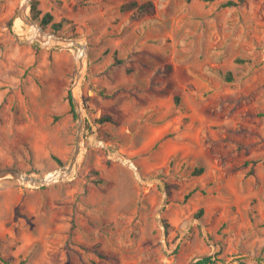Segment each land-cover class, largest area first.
<instances>
[{"label":"rangeland","instance_id":"rangeland-1","mask_svg":"<svg viewBox=\"0 0 264 264\" xmlns=\"http://www.w3.org/2000/svg\"><path fill=\"white\" fill-rule=\"evenodd\" d=\"M37 1L48 33L88 42L83 150L61 181L0 179V255L264 264V0H136L155 4L138 19L130 0ZM22 2L0 0V170L41 177L73 157L76 60L18 33Z\"/></svg>","mask_w":264,"mask_h":264},{"label":"water","instance_id":"water-1","mask_svg":"<svg viewBox=\"0 0 264 264\" xmlns=\"http://www.w3.org/2000/svg\"><path fill=\"white\" fill-rule=\"evenodd\" d=\"M29 7H31V0H27V2H22L18 16L20 18H22V20L24 21V23L27 26L28 25L29 26L39 25V27L41 28V31L43 33H47L48 31L43 26H41L34 18H32V16H30L27 13V10ZM49 33L53 35V39H54L53 43L44 44L42 39H40L38 41H33V42H39L40 45L46 46V47L68 48V49L73 50L75 53V49H74L75 46L72 45V47L71 46L66 47V45H70L68 43L72 40L80 39V40H83L85 42L84 43L85 47L88 48V42L86 39L67 38V37L57 35L55 32H49ZM75 60H76V74H75V78L73 80L72 87H71V100H72V103H73V106L75 109V113H76L77 118H78V135L76 138L75 150H74L73 157H72L70 163L67 166L60 167V168L64 169L69 174V176L67 178L72 176L73 173H75V171H76L77 161H78V158L81 154V151L83 150V145H82L83 139H84L83 138V131H84L85 125H86V117H85V113H84L82 96H81V87H82V82H83V78H84V74H85V70H86L87 54H86L85 58L83 56H80L79 58H77L76 53H75ZM117 157L121 158L123 156L121 154H117ZM30 175H31V173L24 172V171L17 169V168H5V169L0 170V179L11 177V178H15V179L19 180L20 182H22L23 177H28ZM44 178H45V175H43L41 177L35 175V178H34L35 184L34 185H44L45 184L43 182Z\"/></svg>","mask_w":264,"mask_h":264},{"label":"bare ground","instance_id":"bare-ground-1","mask_svg":"<svg viewBox=\"0 0 264 264\" xmlns=\"http://www.w3.org/2000/svg\"><path fill=\"white\" fill-rule=\"evenodd\" d=\"M23 2H27V0H23ZM27 13H28V10H27ZM15 21H16L15 26L18 29V33L21 36L26 37L29 41L33 42V41H38V40L42 39L44 44H50V43L54 42L53 35L48 33V32L43 33L41 31V28L39 27V25H31V26L28 25L27 26L24 23V21L22 20V18H20V17H18ZM25 28H26V30H25ZM84 43L85 42L83 40H80V39L72 40L68 43L70 45H66V47H69V46L72 47V45L75 46L74 49H75L76 57L79 58L80 56H83L85 58L88 48L85 47ZM120 159L122 160V162L124 164H126L127 166L132 168L135 171V173H137L139 176L138 169L135 168L137 166L131 159L126 158V157H121ZM68 176H69V174L64 169L58 168V169H55L53 171L46 173L45 178L43 179V182L45 184H50L52 182L61 181L65 178H67ZM34 178H35V176L31 174L28 177H23L22 182L24 184L29 183V185H32V184H35Z\"/></svg>","mask_w":264,"mask_h":264},{"label":"trees","instance_id":"trees-1","mask_svg":"<svg viewBox=\"0 0 264 264\" xmlns=\"http://www.w3.org/2000/svg\"><path fill=\"white\" fill-rule=\"evenodd\" d=\"M206 1H213V0H206ZM234 4H235V2L232 0L225 3V5H234ZM122 9L123 10H132L133 11L132 18L138 19L144 15L153 13L155 11V4L152 1L138 3L136 0H130V1H128L122 5ZM30 11H31V15L33 16L34 19L39 18L40 10L38 9V1L37 0H32ZM50 18H51L50 14H46L44 16V18L40 21V25H42L45 28L46 25L48 24ZM227 78L229 80L232 79L230 72L227 73ZM176 101L178 103V101H179L178 96L176 97ZM108 119H110V118L107 116H103L100 118V121H105ZM255 162H257V161H255ZM202 172H203V168L199 167V168H195L193 173L194 174H201ZM202 213H203V209H200L199 215L201 216ZM165 225L168 226V223L166 221H165ZM0 261H4V262H7L10 264V261L5 260L1 255H0ZM193 264H219V263H218V259L216 258V256L207 255V256H204V257L198 259Z\"/></svg>","mask_w":264,"mask_h":264},{"label":"built area","instance_id":"built-area-1","mask_svg":"<svg viewBox=\"0 0 264 264\" xmlns=\"http://www.w3.org/2000/svg\"><path fill=\"white\" fill-rule=\"evenodd\" d=\"M97 144L98 145H100V146H102V147H104V148H106L109 152H112L111 151V149L108 147V145H107V143H105L104 142V140H98L97 141ZM109 148V149H108ZM117 154H120V153H118V152H116V155L114 156L115 158H118V159H120V157H117ZM122 155V154H121ZM123 156V155H122ZM123 157H125V156H123ZM127 158V157H126ZM121 160V159H120ZM122 161V160H121ZM136 169H138V167H135ZM133 170V169H132ZM134 171V170H133ZM135 172V171H134ZM74 174V173H73Z\"/></svg>","mask_w":264,"mask_h":264}]
</instances>
